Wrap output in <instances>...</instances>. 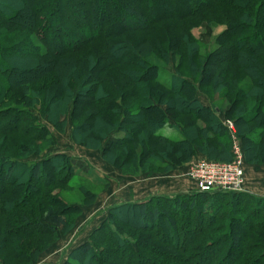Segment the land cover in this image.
Returning a JSON list of instances; mask_svg holds the SVG:
<instances>
[{"label": "trees", "instance_id": "trees-1", "mask_svg": "<svg viewBox=\"0 0 264 264\" xmlns=\"http://www.w3.org/2000/svg\"><path fill=\"white\" fill-rule=\"evenodd\" d=\"M163 2L0 0V264H34L80 208L47 189L85 180L70 156L27 157L54 147L68 114L71 139L125 173L138 148L167 169L197 152L231 161L226 119L246 162L264 163V0H166L155 15ZM203 23L225 26L205 55L193 33ZM131 223L145 242L123 233ZM64 264H264V197L195 190L114 205Z\"/></svg>", "mask_w": 264, "mask_h": 264}, {"label": "rangeland", "instance_id": "rangeland-1", "mask_svg": "<svg viewBox=\"0 0 264 264\" xmlns=\"http://www.w3.org/2000/svg\"><path fill=\"white\" fill-rule=\"evenodd\" d=\"M163 1H164L163 4L159 3V4L154 5V7L159 6L158 8H154V10L157 11L155 15H159L160 13L165 11L162 9L167 7V3H166V0H163ZM188 1L194 4V0H188ZM2 2L11 4V0H2ZM110 9H112V7ZM98 16L99 14H96L93 18L94 25H96L99 22ZM112 20H114V18ZM224 28H225L224 25L207 24V23H203L199 26H196V28L193 30V33L201 45L202 55H205L208 51L214 48L215 39ZM140 36L142 35L138 34L137 37H140ZM13 53L15 54L18 52H12V54ZM151 59L163 65V63L157 57L152 56ZM12 61L17 62V59H12ZM168 67H167V71L172 73L173 72L172 68H168ZM13 79H15L17 83H22V81L23 82L27 81L26 78L18 80L19 78L14 77ZM200 96L202 97L203 101L205 102L208 101L202 92ZM217 103L221 106L227 107L226 105H223V102L221 99L217 100ZM66 117H67L68 123L66 124V128L64 132H59L57 134L56 133L57 131L54 128H51L53 135L55 134L54 137L56 140L54 147L49 148L48 150L43 152V154L41 155L32 153L31 155L28 156L27 153H22L23 150H21L20 153L22 154L20 157H26L27 155V157L30 158L29 161H37V160L42 159L41 157H43V155L48 151H50L51 153H57V151H63L67 154L72 155V157L74 158L72 160V163L74 165L76 173L85 177V180L80 179L78 177L73 178V180L70 182L69 185L55 183L51 187L47 188L49 190L51 198L61 197L69 203L79 204L81 208V209L79 208L76 210H72L71 212L69 211L67 213L69 224H71L69 228V232L74 229L77 230L74 238L71 241L72 243L71 246L74 244H78L82 240L84 236H82V238L79 239V241H78V238H80L81 234H83L84 232H85V236L86 237L88 236V233L90 230L89 228H92L91 224L96 223V221L100 219L102 212L104 210L107 211L106 216H108L109 208L111 207V205L118 204L120 200H123V201L130 200L131 197H129L130 195L129 188L130 186H132L133 182H135V184H138L142 187H145L147 183V178H150L153 176H169L173 174L182 175L184 173L187 174L190 165L194 161L199 160L201 158H210L201 152H197L191 159L186 160L184 163L176 167L167 169L168 167L165 166L163 163H161L160 160L156 158V155L153 157H150L148 152L145 150V148L144 149L138 148L139 152L136 154V158H135L137 159V161L135 160L130 164L131 169H133L135 173H132V174L125 173L120 167H117L114 164L107 161L106 159H104L101 153L99 152V150L89 149L88 147L84 145L75 143L70 137L71 130L73 128L72 116L71 114H68ZM91 117H92V110H89L85 113L84 116L80 117V119L77 120V123H85L87 121L90 122ZM62 119H64V117ZM180 119H182V116H180ZM97 125H98V122H97ZM234 127L237 132V128L235 124H234ZM163 132L166 134L177 136V132L169 128H164ZM85 134L86 136L89 137L91 136L90 134H92V132H87ZM239 139H240L241 145L244 146V142L241 140L240 137ZM259 151L264 152V148L260 147ZM12 152L15 153L16 151L12 149ZM116 153L121 155V151H117ZM123 156L126 157L124 153H123ZM88 159H90V161L92 162H90ZM131 159H132L131 156L128 155L126 161L123 158H121L117 162L119 163V165L120 164L123 165V163L128 164ZM215 160L221 161L218 159H215ZM223 160L224 159L222 158V161ZM224 162H230V161H224ZM92 163L94 165H92ZM248 164L264 166V163L259 164V163L246 162L245 169ZM46 170L48 171V169ZM245 178H246V175H245ZM79 184H83L87 188L81 189L80 187L77 186ZM92 184H95V186ZM86 189L88 191H85ZM192 191H195V190L193 189L188 192H192ZM174 195H166V196H168L169 198H173ZM61 204L63 205L64 203H61ZM135 224L136 223H131L130 225L123 224L122 225L123 233L132 238L133 237L140 238L144 240L145 242L146 238H144V236H146L147 233L141 232V230L135 227L136 226ZM34 264H36V262Z\"/></svg>", "mask_w": 264, "mask_h": 264}, {"label": "crops", "instance_id": "crops-1", "mask_svg": "<svg viewBox=\"0 0 264 264\" xmlns=\"http://www.w3.org/2000/svg\"><path fill=\"white\" fill-rule=\"evenodd\" d=\"M56 133L58 134L59 132ZM57 153H64L70 156L72 160L74 159L72 155L67 154L63 151H57ZM88 160L90 161V159ZM92 165L94 164L92 163ZM193 189H195V183L188 177L186 173L182 175L173 174L169 176H153L147 178V183L145 187H142L138 184H135V182H133L132 186H130L129 188L130 190L129 197H131L130 200L129 201L120 200V202H118V204L116 205H120L126 202L144 201L145 199L154 195L185 194ZM246 189L247 191L244 192L259 197H264V166L252 165V164H248L246 166ZM112 206L114 205H111V207ZM106 213L107 211L104 210L102 212L100 219L96 221V223L91 224L92 228H89L90 230L87 237L85 236V232L81 234L80 238H78V241L79 239L82 238V236L84 237L78 244H74L71 246L72 244L71 241L74 238L77 230L74 229L66 234H61L58 241L55 244H53L48 251H45L40 255L39 259L36 261V264L64 263L67 260L69 253L74 248L87 241L90 236V233H92L93 230H95L107 218Z\"/></svg>", "mask_w": 264, "mask_h": 264}, {"label": "built area", "instance_id": "built-area-1", "mask_svg": "<svg viewBox=\"0 0 264 264\" xmlns=\"http://www.w3.org/2000/svg\"><path fill=\"white\" fill-rule=\"evenodd\" d=\"M232 141L233 159L230 162L201 158L194 161L187 172L201 192H244L246 189V155L230 119L224 121Z\"/></svg>", "mask_w": 264, "mask_h": 264}]
</instances>
